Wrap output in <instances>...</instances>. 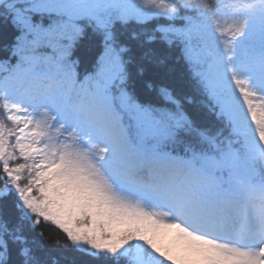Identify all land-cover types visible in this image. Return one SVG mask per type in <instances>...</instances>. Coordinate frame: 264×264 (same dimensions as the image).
Returning a JSON list of instances; mask_svg holds the SVG:
<instances>
[{"label":"snow or ice","instance_id":"1","mask_svg":"<svg viewBox=\"0 0 264 264\" xmlns=\"http://www.w3.org/2000/svg\"><path fill=\"white\" fill-rule=\"evenodd\" d=\"M0 34V264H58L42 225L90 264H264V0H0Z\"/></svg>","mask_w":264,"mask_h":264},{"label":"trees","instance_id":"2","mask_svg":"<svg viewBox=\"0 0 264 264\" xmlns=\"http://www.w3.org/2000/svg\"><path fill=\"white\" fill-rule=\"evenodd\" d=\"M11 44V35L0 34V60L7 57L8 53L4 50L5 45ZM96 46L91 42L90 38L86 36L81 41L73 54V58H79L80 65L78 71L83 74L84 71L90 67L91 60L95 55ZM44 231V238L41 243L44 244L46 251L50 254V258H55L58 264H90L88 257L76 252L69 245L67 248L56 247L57 241L61 244H67L64 235L51 225H42ZM36 231H39L37 229ZM36 231L32 235H36ZM39 239V237H37Z\"/></svg>","mask_w":264,"mask_h":264}]
</instances>
